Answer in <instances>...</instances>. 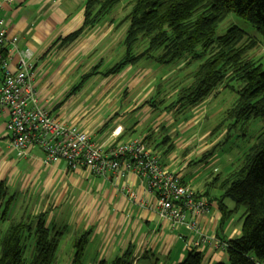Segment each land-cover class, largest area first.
Returning a JSON list of instances; mask_svg holds the SVG:
<instances>
[{"label":"crops","instance_id":"crops-1","mask_svg":"<svg viewBox=\"0 0 264 264\" xmlns=\"http://www.w3.org/2000/svg\"><path fill=\"white\" fill-rule=\"evenodd\" d=\"M86 1L0 0V19L7 28L5 54L10 69L15 72L20 58L28 52L27 58L34 65L33 80L40 103L52 116L78 126L105 150L117 142L143 139L164 167L178 173L184 183L207 199L210 210L198 219L201 233L222 242L238 239L242 225H237L232 217L222 223L219 202L223 194L219 188L222 180L216 179L210 187L199 182V175L185 173L192 163L205 162L207 158L186 163L184 159L180 163L176 160L180 134L169 137V132L161 131L170 129L176 122L173 112L162 110L161 105L158 109H148L150 106L142 107V104L138 107L121 104L115 108L111 103L119 97L112 88L120 84L130 86L142 69L133 76L128 75L133 66L117 76L104 77L100 73L73 92L88 70L103 63L99 71L103 72V68H110L115 61L113 50L125 49L126 31L123 40L117 39L113 27L116 23L110 19L72 44L63 43L65 37L82 27ZM109 24L110 28H102ZM157 68L161 70L160 65ZM3 81L0 63V89ZM88 83L95 86L88 87ZM109 83L110 89L106 86ZM109 97L111 100L107 102ZM8 119L6 110L1 109L0 182L7 187L6 199L12 198L13 213L20 218L47 213L48 227L55 233H63L57 264L63 260L72 263L75 240L86 232L91 235L84 264H109L128 251L132 264H179L191 249L202 253L204 264L229 261L227 252L213 242L193 248L192 244L201 238L199 233L184 226L171 230L170 223L159 215L156 195L147 189L146 182L137 173L132 171L118 177L109 172L103 177L85 167L73 169L65 160L46 164V156L38 147L30 148L25 156L19 155L11 145ZM211 188L221 193H211ZM224 204L233 210L229 199ZM187 220H191L190 215Z\"/></svg>","mask_w":264,"mask_h":264},{"label":"trees","instance_id":"trees-1","mask_svg":"<svg viewBox=\"0 0 264 264\" xmlns=\"http://www.w3.org/2000/svg\"><path fill=\"white\" fill-rule=\"evenodd\" d=\"M121 2L87 0L82 27L65 37L63 43L72 44L106 22ZM130 7V12L117 23L120 27L127 25L124 57L103 72H99L103 63L92 67L82 76L81 83L73 92L100 73L104 77L117 76L142 60L164 66L201 48L195 57L203 60L192 72L190 84L182 87L175 101L165 108L167 111L191 112L213 96L224 83H240L237 100L227 110L221 123L211 131L216 136L225 130L224 139L205 154L204 159L216 153L243 120L252 117L264 119V67L259 60L247 58L256 47V41L246 42L247 33L236 26L216 37L219 24L229 14L235 13L254 25L264 38V0H132ZM137 45L144 50L135 54ZM160 105L163 101L156 102L152 98L145 101L142 107L158 109ZM219 188L223 193L219 200L222 223L240 208H245L241 236L227 242L230 264L264 261V129L244 154L241 165L219 182ZM6 195L7 187L0 182V218L3 220L9 217L12 206V198L6 199ZM226 199L234 202L235 209L228 210L224 204ZM47 215L29 214L10 223L1 240L0 264H56L63 233H55L48 227ZM90 235L86 232L75 240L71 264H84ZM31 238L34 253L29 259L26 249L27 240ZM130 256L128 251L109 264H132ZM179 264H204V256L191 249Z\"/></svg>","mask_w":264,"mask_h":264},{"label":"built area","instance_id":"built-area-1","mask_svg":"<svg viewBox=\"0 0 264 264\" xmlns=\"http://www.w3.org/2000/svg\"><path fill=\"white\" fill-rule=\"evenodd\" d=\"M7 42L6 23L0 19V63L4 73L0 110L5 109L9 116L7 129L11 145L19 155L25 156L30 148L38 147L46 156V164L65 160L73 169L85 167L92 174L103 177L109 172L124 177L133 171L156 195L159 215L170 223L171 230L184 226L199 233L201 238L192 244L193 248L213 242L218 248L227 250V242L203 235L198 227V219L210 210L207 199L184 183L178 173L164 167L143 139L117 142L105 150L78 126L52 116L40 103L33 80L34 65L27 58L29 53L26 52V58H20L13 72L6 59ZM255 263L264 264V261Z\"/></svg>","mask_w":264,"mask_h":264},{"label":"rangeland","instance_id":"rangeland-1","mask_svg":"<svg viewBox=\"0 0 264 264\" xmlns=\"http://www.w3.org/2000/svg\"><path fill=\"white\" fill-rule=\"evenodd\" d=\"M131 1L132 0H122V2L107 17L108 20L110 19L112 22H116V25L113 27L117 31L115 32V37L119 40L122 39L124 32L127 29V25L120 27L117 26V23L123 20L124 17L130 12ZM110 25L111 24L102 28L108 29L111 27ZM233 26L239 27L247 33L246 42L250 40L256 41V47L248 53L247 58L259 60L264 67V38L256 30L254 25L247 22L245 19L240 18L235 13L229 14L228 17L219 24L216 31V37L226 34L227 31ZM119 48V50H113L115 61L111 65H115L125 55V49H121V47ZM200 49L201 48H198L192 54L184 55L183 58L171 64L161 66V70L157 68L155 63L142 60L133 66L132 71L130 70L128 73L129 76H133L134 72L142 69L138 79L134 83H130V86L128 87H123L122 84L113 87V93L119 94V97H116V100H111V97H109L106 101L110 102L111 100V103L115 105V108L121 104H129L132 105V107H138L141 106V104H143L145 101L151 100L153 98L156 100V102L164 100L163 105H161L160 108L165 110L167 106L175 101L179 90L182 87L190 84L192 80V72L198 67V65L201 63V60H203L199 57H195L196 54L201 52ZM120 50H122V53ZM143 50V48H139L137 45L134 49V53L138 54ZM107 69L108 68H103V71H106ZM163 77H166V79L163 80ZM90 86L93 88L95 85L91 83L88 87ZM106 86L110 89L112 84L109 83L106 84ZM239 90V82H227L218 89V91L211 97L210 100L205 101L201 107H197V109H194L192 112L184 113L183 111L178 113L177 111H172V116L176 122L169 127L170 129H162L161 131L164 133L169 132V137L173 135L177 137L176 134H180L178 136L181 137L178 141L180 147L178 146L176 148V160H178L180 163H183L184 159V163L189 162V160H202L205 154H207L219 142L223 141L226 133L225 130L216 134V136L211 134V131H213L215 127L221 123L226 115L227 110L230 109L235 103L238 98ZM148 109L152 108L149 107ZM166 113L168 116L171 114L170 112ZM263 129L264 119L262 117H252L250 119L243 120L241 124L237 126V128L234 130L232 129L233 131L231 138L225 141L224 144H222L217 149L216 153L207 157L205 162L192 163L190 168H188L185 173L189 176L199 175V177H201L199 182H202V184L208 183L211 187V184L216 182V179L219 178L218 180H222L233 169H237L241 165L244 154L255 142L256 137L263 131ZM211 193L215 194L221 192L219 190L216 191V188H211ZM229 202L233 205L232 209H234L236 206L234 202L230 199ZM13 211L14 205L11 207L9 217H6L5 220L0 218V254L1 240L4 233L7 231L12 221H17L20 219V216L13 213ZM244 213L245 208L242 207L232 216L239 226L243 224ZM27 241L29 242L26 249V257L30 259L34 253L33 239L31 238ZM60 263L66 264L67 261L63 260V262ZM68 263H71V261ZM216 264H219V262ZM225 264H230V262L227 261Z\"/></svg>","mask_w":264,"mask_h":264}]
</instances>
